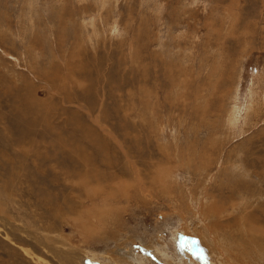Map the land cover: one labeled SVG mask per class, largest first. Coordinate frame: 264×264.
Listing matches in <instances>:
<instances>
[{
  "label": "rangeland",
  "instance_id": "374dc122",
  "mask_svg": "<svg viewBox=\"0 0 264 264\" xmlns=\"http://www.w3.org/2000/svg\"><path fill=\"white\" fill-rule=\"evenodd\" d=\"M0 264H264V0H0Z\"/></svg>",
  "mask_w": 264,
  "mask_h": 264
}]
</instances>
